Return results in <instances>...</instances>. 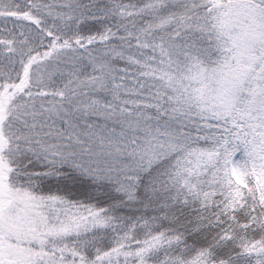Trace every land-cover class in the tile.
<instances>
[{
    "label": "snow or ice",
    "instance_id": "obj_1",
    "mask_svg": "<svg viewBox=\"0 0 264 264\" xmlns=\"http://www.w3.org/2000/svg\"><path fill=\"white\" fill-rule=\"evenodd\" d=\"M0 264H264V0H0Z\"/></svg>",
    "mask_w": 264,
    "mask_h": 264
}]
</instances>
